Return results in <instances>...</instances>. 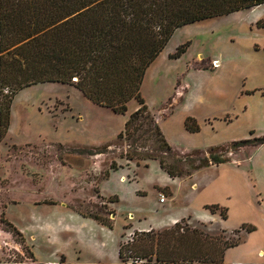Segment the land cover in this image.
Returning <instances> with one entry per match:
<instances>
[{
	"label": "rangeland",
	"instance_id": "1",
	"mask_svg": "<svg viewBox=\"0 0 264 264\" xmlns=\"http://www.w3.org/2000/svg\"><path fill=\"white\" fill-rule=\"evenodd\" d=\"M178 48L183 50L172 56ZM140 94L179 155L216 145L228 148L223 154L226 160L253 155L250 145L229 146L234 140L264 136V4L175 29L145 70ZM137 106L130 99L123 114L114 113L58 82L30 85L13 96L9 124L0 138V215L21 236L0 220V264H50L61 256L80 264H100L101 243L112 248L110 264H118L115 246L132 224L154 225L169 214L158 204L157 193L169 197L162 185L171 178L158 162L121 156L127 146L116 136ZM187 116L196 120L197 131L185 129ZM80 145L101 146V153L79 154ZM206 155L197 153L189 159L197 162ZM253 156L259 158L260 169L263 149ZM112 162L116 168L109 170ZM250 165L246 161L239 168ZM105 171L107 176L100 180ZM201 175L198 182L204 181ZM170 185L175 207L193 193L188 180L176 178ZM97 187L101 197L95 193ZM246 192L244 199L254 208L247 207L244 214L233 210L226 225L237 227L244 217L253 222L255 231L247 235L244 229L235 232L238 228L183 219L179 232L195 228L206 241L198 244L191 236L173 240L176 234L166 233L163 251L191 255L203 249L217 256L225 243L239 241L226 260L264 263V195L257 196V203ZM66 207L109 220L111 227L91 218L74 221ZM133 231L139 236L133 248L152 259L155 231Z\"/></svg>",
	"mask_w": 264,
	"mask_h": 264
},
{
	"label": "trees",
	"instance_id": "2",
	"mask_svg": "<svg viewBox=\"0 0 264 264\" xmlns=\"http://www.w3.org/2000/svg\"><path fill=\"white\" fill-rule=\"evenodd\" d=\"M263 3L264 0H0V138L7 130L11 101L19 90L34 84L58 82L75 87L93 104L118 114L125 112L130 99L137 101V108L116 136L126 142L127 149L121 156L127 160H156L171 178H184L199 168L226 161L223 154L228 148L221 145L194 148L179 155L166 140L158 121L141 97L140 86L145 70L175 29ZM182 50L178 48L172 56ZM184 127L189 132L198 130L196 120L190 116L185 118ZM263 143L264 136L250 137L231 141L229 147L235 149ZM100 147L80 145V149L75 150L79 154L92 155L101 153ZM214 150H220L222 154L216 155ZM197 153L207 155L198 158L197 162L189 159ZM115 168L116 164L112 162L109 170ZM107 174L108 171L103 172L100 180ZM95 193L101 197L98 187ZM42 202L54 204L52 200ZM69 208L111 227L109 220ZM206 208L212 213L218 211L222 219L226 218L225 208L217 205ZM0 220L21 236L12 224L5 221L3 213ZM179 222L155 231L156 249L152 259L133 248L139 236L136 235L130 244L120 242L119 264H226L225 250L239 243H225L217 256H209L203 249L191 255L166 253L162 249L166 233L176 234L173 240L191 236L198 244L206 241V235L195 228H183L179 232ZM240 229L251 232L255 227L241 224L234 231ZM150 231L153 230L139 233ZM50 264L75 263H67L61 256L57 263Z\"/></svg>",
	"mask_w": 264,
	"mask_h": 264
},
{
	"label": "crops",
	"instance_id": "3",
	"mask_svg": "<svg viewBox=\"0 0 264 264\" xmlns=\"http://www.w3.org/2000/svg\"><path fill=\"white\" fill-rule=\"evenodd\" d=\"M264 4V3H263ZM261 5V4H260ZM259 6V5H257ZM255 6V7H257ZM253 7V8H255ZM251 8V9H253ZM250 10V9H246ZM241 11V10H240ZM244 11V10H243ZM238 12V11H236ZM252 148V152L257 153L260 149L264 151V143L254 146H249ZM251 150V149H250ZM253 154V155H254ZM248 156L246 160H243L241 157L232 158L230 160H226L222 163L218 164H209L205 167L199 168L195 170L190 176L184 178H171L164 185H162L163 191L169 196L165 198L162 202L159 201V193L158 196V204L162 206L164 209H167L169 214H166L164 219L158 220L154 225H142L140 222L132 224V229L140 231H160L163 229L170 228L176 222L185 219L188 223L190 222H202V223H215L219 227L224 229H233L239 228L241 224H251L253 222L251 220L245 219L242 217L237 221V227L229 228L227 227L228 219L231 216V212L236 210L241 214H244V211L247 210V207L251 206L254 208L253 202L248 204L249 201L244 199V194L249 191V193L253 194L254 199L256 197V202L260 203L257 200V196L264 195V159L260 161V169L258 168V159L254 160V156ZM248 161L250 167L239 168L243 165L244 162ZM198 174H203L201 176L204 177L203 182H198ZM209 175V176H208ZM179 179L180 181L188 180L189 187L193 193L188 194L187 198L183 199L178 205H173L175 200L174 194L171 189L170 183L174 179ZM202 183V184H198ZM263 189V191L261 190ZM159 191V190H158ZM54 205V204H52ZM208 205H217L220 208L226 209V218L222 219L219 215V212H211L206 206ZM248 205V206H247ZM68 208L69 211L66 213L69 218H72L74 221L86 220L88 217H83L79 215L74 210ZM171 211V213H170ZM173 211V212H172ZM164 216V215H163ZM86 222V221H85ZM254 226V225H253ZM256 230V227H255ZM253 230V231H255ZM251 231V232H253ZM251 232H245V234H249ZM112 242V238L110 239V243ZM98 250V261L101 264H110L112 263V248L107 249V244L101 243ZM102 247V248H101ZM118 248L119 243L115 246V255L118 258ZM232 248V247H231ZM230 248L225 250L224 253V263L226 264H242L233 260H226L227 253ZM259 253V252H258ZM66 259V258H65ZM67 263H75L80 264L71 260H65ZM85 264L95 263V262H82ZM259 263V262H254ZM252 263V264H254ZM97 264V263H96ZM119 264V258H118Z\"/></svg>",
	"mask_w": 264,
	"mask_h": 264
},
{
	"label": "built area",
	"instance_id": "4",
	"mask_svg": "<svg viewBox=\"0 0 264 264\" xmlns=\"http://www.w3.org/2000/svg\"><path fill=\"white\" fill-rule=\"evenodd\" d=\"M164 199H165L164 195L160 194L159 195V201L162 202ZM134 238H135V233H134L133 229H130L126 232V234H124V239L121 243L122 244H130L133 242Z\"/></svg>",
	"mask_w": 264,
	"mask_h": 264
},
{
	"label": "bare ground",
	"instance_id": "5",
	"mask_svg": "<svg viewBox=\"0 0 264 264\" xmlns=\"http://www.w3.org/2000/svg\"><path fill=\"white\" fill-rule=\"evenodd\" d=\"M260 255L262 254V252L259 253Z\"/></svg>",
	"mask_w": 264,
	"mask_h": 264
}]
</instances>
